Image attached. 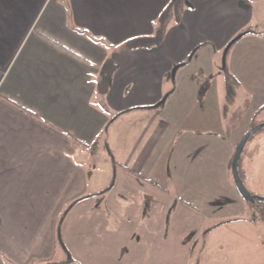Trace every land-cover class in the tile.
<instances>
[{"label":"crops","instance_id":"1","mask_svg":"<svg viewBox=\"0 0 264 264\" xmlns=\"http://www.w3.org/2000/svg\"><path fill=\"white\" fill-rule=\"evenodd\" d=\"M169 2L0 0V264H189L203 233L257 224L230 163L264 124V0H185L159 47L125 50ZM249 142L243 183L264 197Z\"/></svg>","mask_w":264,"mask_h":264},{"label":"rangeland","instance_id":"2","mask_svg":"<svg viewBox=\"0 0 264 264\" xmlns=\"http://www.w3.org/2000/svg\"><path fill=\"white\" fill-rule=\"evenodd\" d=\"M223 57L224 55L220 63L222 69L225 67L222 62ZM173 71L174 69L172 73ZM218 83L219 89L222 90L220 80ZM262 119L261 116L259 120ZM260 135H264V129L255 134L252 139L255 140ZM249 141L245 146L250 143ZM255 197L264 199L263 196ZM252 216L254 218V214ZM255 216L253 220L258 222L253 226L245 223L230 224L206 238L203 233L204 235L202 234L194 243L189 264H264V222L261 221L259 213ZM232 232H239V234L236 236ZM61 258L62 254L58 246L56 262Z\"/></svg>","mask_w":264,"mask_h":264},{"label":"trees","instance_id":"3","mask_svg":"<svg viewBox=\"0 0 264 264\" xmlns=\"http://www.w3.org/2000/svg\"><path fill=\"white\" fill-rule=\"evenodd\" d=\"M184 2L185 0H170L168 5L163 9L160 16L155 22L154 27V34L151 37H140L136 39L129 40L125 42L122 47L125 50L129 51H135V50H142V49H151V48H157L162 44V41L164 39V36L166 34L167 28L170 24H178L181 20L183 11H184ZM250 32H242L238 37L239 39ZM238 39V40H239ZM114 69V65L108 61L106 62L101 68H100V81L99 85L101 88H103L108 81V78L111 74V72ZM223 77L225 80V87H226V96H225V104L223 107V113L224 115L227 114L228 109L230 106L234 104V99L236 96V91L238 89V84L234 80V78L230 75L226 67H223L222 69ZM111 121L107 124V127L110 125ZM261 123H257L255 121V115L252 118L251 128H254ZM263 130V129H262ZM233 158V157H232ZM232 162V160H231ZM230 169H231V163H230ZM132 174L131 172H129ZM238 173L241 181L243 182V174L240 169V160L238 164ZM134 175V174H132ZM137 177V176H135ZM138 179H141L137 177ZM250 211L254 214V218H256L255 214H260V219L262 222H264V199L261 201H256L255 204H249L246 203ZM252 214V215H253Z\"/></svg>","mask_w":264,"mask_h":264},{"label":"water","instance_id":"4","mask_svg":"<svg viewBox=\"0 0 264 264\" xmlns=\"http://www.w3.org/2000/svg\"><path fill=\"white\" fill-rule=\"evenodd\" d=\"M239 39V37H236L233 41H231L225 48L224 54H226L229 50V48ZM264 129V124H260L252 129H250L241 139L238 146L236 147L234 151V155L231 162V175L233 178V182L235 185V188L237 192L239 193L240 197L249 204H255L256 201L263 200L262 198L252 196L248 190L246 189L244 183L241 181L238 173V164L239 160L242 154V151L245 147V145L248 143V141L259 131Z\"/></svg>","mask_w":264,"mask_h":264}]
</instances>
